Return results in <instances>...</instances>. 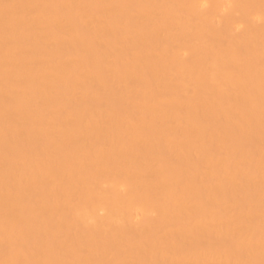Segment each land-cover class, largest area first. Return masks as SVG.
<instances>
[{
    "label": "bare ground",
    "instance_id": "1",
    "mask_svg": "<svg viewBox=\"0 0 264 264\" xmlns=\"http://www.w3.org/2000/svg\"><path fill=\"white\" fill-rule=\"evenodd\" d=\"M0 264H264V0H0Z\"/></svg>",
    "mask_w": 264,
    "mask_h": 264
}]
</instances>
